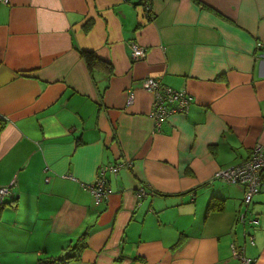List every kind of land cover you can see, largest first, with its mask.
I'll return each instance as SVG.
<instances>
[{
  "label": "crops",
  "instance_id": "1",
  "mask_svg": "<svg viewBox=\"0 0 264 264\" xmlns=\"http://www.w3.org/2000/svg\"><path fill=\"white\" fill-rule=\"evenodd\" d=\"M150 8L152 19L138 0L0 4V264H45L84 233L69 264H239L231 245L264 264V192L241 223L244 188L213 179L264 148V0ZM145 79L190 97L159 131ZM116 165L95 205L86 185Z\"/></svg>",
  "mask_w": 264,
  "mask_h": 264
},
{
  "label": "built area",
  "instance_id": "2",
  "mask_svg": "<svg viewBox=\"0 0 264 264\" xmlns=\"http://www.w3.org/2000/svg\"><path fill=\"white\" fill-rule=\"evenodd\" d=\"M0 4L7 5L9 0H0ZM145 10H150V4L147 3ZM146 14V11H144ZM130 54L134 60L143 58L146 53L144 46L136 42H130ZM141 88L145 91L154 94V102L149 112L150 118L154 121L155 129L159 131L160 127L170 115L177 113H185L190 104V97L185 91H175L171 88L164 87L158 80L145 79L141 81ZM134 101L133 92L127 94V106ZM119 171V166H108L100 170L97 180L86 185V189L92 194L95 205H100L108 199L110 189L105 178L106 173L115 174ZM214 180H222L228 184L242 186L244 188V197L242 204L246 209L238 215V222L244 223L247 213V207L252 201V198L259 192H264V148L261 145H255L250 156L241 163L219 169L213 174ZM8 192L7 187H0V202L3 196ZM138 199L146 197V190L140 189ZM257 220H252L251 224H257ZM251 244L254 242V237L249 235ZM232 257L238 260L239 264H252V260L246 258L242 248H236L231 245Z\"/></svg>",
  "mask_w": 264,
  "mask_h": 264
},
{
  "label": "trees",
  "instance_id": "3",
  "mask_svg": "<svg viewBox=\"0 0 264 264\" xmlns=\"http://www.w3.org/2000/svg\"><path fill=\"white\" fill-rule=\"evenodd\" d=\"M126 1H128V0H126ZM138 2H139V5H142L144 7V11H146V14L145 15L146 16H151V8L148 11L145 10V7H146L147 3L150 4L151 0H138ZM150 19H152V16H151ZM81 54L85 57V59L88 62H90V64H93L94 65V64L101 63V61H98L95 58L94 54L91 53V52H84L83 51ZM100 65H105V64H100ZM105 67H106V65H105ZM5 125H6L5 119L0 117V133L4 129ZM0 203H2V201ZM87 236H88V234L87 233H84L77 240L76 244H74L71 247H67L65 249L66 252L64 253L63 256H61V257H55V258L43 259L45 261V264H69L71 262L77 261L78 258L80 257L81 251L86 247V239H87Z\"/></svg>",
  "mask_w": 264,
  "mask_h": 264
}]
</instances>
